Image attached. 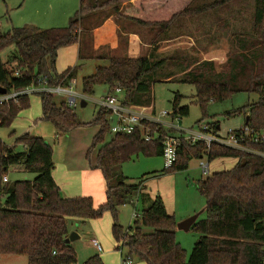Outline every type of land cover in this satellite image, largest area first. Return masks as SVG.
Here are the masks:
<instances>
[{
	"label": "trees",
	"instance_id": "1",
	"mask_svg": "<svg viewBox=\"0 0 264 264\" xmlns=\"http://www.w3.org/2000/svg\"><path fill=\"white\" fill-rule=\"evenodd\" d=\"M120 1L123 0H80L78 10L64 28L23 27L0 32V52L15 46V53L7 61L0 58V89L10 92L30 85L68 84L81 64L56 72L58 50L78 43L79 59H85L79 30L87 32L84 24L88 17L110 7L118 18L153 29L152 49L148 55L137 58L107 57L108 66L97 67L93 74L82 78L83 94L89 96L96 85L104 84L109 91L121 88L126 105L152 106L154 72L172 62L178 67L179 81L194 86L193 98L203 113L210 101H224L238 92L255 93L256 101L227 114L248 115V123L243 126L264 132V0H253L249 28L230 32L232 51L222 70H216L209 60L173 55L154 58L153 45L178 36L172 34L178 28V21L227 7L231 10L230 3L236 0H213L202 5L195 4V0H138L133 11H121ZM36 94L40 97V119L51 122L56 134H66L81 125L99 127L86 152V160L89 168L102 173L105 201L94 207L88 196L61 195L52 177V147L41 136L24 133L17 137L15 142L23 145L22 151L0 139V255H22L27 258V264H77L73 248L65 242L69 235L67 219H95L110 211L114 240L121 241L127 254L144 264H264V157L217 143L209 147L202 141L179 144L175 163L169 169H162V173L185 170L194 157L206 156L208 162L218 157L236 159L231 168L213 172L197 182L199 192L206 199L205 217L190 227L198 238L186 256L175 239L177 221L166 211L161 196L151 198L145 193L142 181L129 184L124 175L116 172L134 155H162V136L146 141L139 128L131 133H111L107 109L99 107L90 122L81 123L65 101L56 102L55 96L48 92ZM181 98L175 93L171 117L188 114L189 108L181 105ZM27 107L29 95L20 96L16 102H0V127L10 126ZM211 125L217 132L218 124ZM160 132L168 131L161 128ZM243 144L264 153V142L255 144L245 140ZM14 165L36 175L32 180L3 181ZM132 197L137 200L138 217L124 231L117 222V211ZM84 264L104 263L94 255Z\"/></svg>",
	"mask_w": 264,
	"mask_h": 264
},
{
	"label": "rangeland",
	"instance_id": "2",
	"mask_svg": "<svg viewBox=\"0 0 264 264\" xmlns=\"http://www.w3.org/2000/svg\"><path fill=\"white\" fill-rule=\"evenodd\" d=\"M126 1L130 0L120 1V10L126 8V6H122ZM212 1L195 0L194 2L197 5H202ZM79 4L80 0H0V32H7L12 28H23L26 24L38 29L64 28L78 10ZM230 4H232L231 10L227 7V9L217 10L215 13L209 12L185 21H178L177 30L172 32L173 35L178 34V36L153 45L152 54L154 58L173 55L182 58H195L198 61L209 60L214 63L216 70H222L232 51L229 40L230 32L235 29L244 30L249 28L253 10V0H236ZM108 19L112 20H109L101 30L103 32L102 38L109 39V41L102 47L94 49L93 25H95V28ZM84 25L88 28L87 32L82 31V29L79 32L82 34V58H84L83 53L87 57L77 60V46L69 48L75 49L74 63L70 67L75 66L77 63L81 64L75 78L71 79L73 82L70 80L73 88L78 92H81L83 77L93 74L97 67L109 65L107 57L128 56L137 58L148 55L152 49L151 40L152 31L154 30L133 25L118 18L113 14L110 7L96 11L91 17H88ZM133 37L139 38L140 41ZM140 42L145 47L141 45L139 47ZM83 43L86 44V49ZM82 48L87 51H82ZM14 53L15 46L10 45L0 52V58L2 61H7ZM68 60H70V57L65 55L61 63L65 64ZM60 66V64L56 65L55 62V70H62ZM178 72V67L172 62H168L165 67L154 72L153 81L151 82L153 107L151 105L147 107L149 110L156 113L161 111L170 113L173 98L175 93H178L182 96L181 105H187L189 108L187 115L178 118V127L183 130L198 131L199 126L203 124L210 125L209 127L212 129L211 123H217L218 134L225 136L229 130H237L243 125L245 118L243 114L229 115L227 113L256 101L257 95L255 93L238 92L224 101H210L203 113L193 98L195 94L194 86L180 82V73ZM169 76L171 78L166 79ZM107 92H109L107 85H96L93 94L87 95V98L82 100L86 101L85 106H81L80 100H78L77 105L72 109L79 122L87 123L94 118L100 107L97 101L103 98ZM54 96L56 102L63 100L61 95ZM40 114V97L36 93H31L29 94V107L21 110L10 126L0 127V139L8 145H15L17 151H22L23 145L15 142L17 137L24 133L31 136H41L52 147L60 178L62 175L60 170L64 162L68 164L69 159L72 158V163H77L80 156H82V161L86 159V152L99 127L97 125H81L66 134H56L52 123L41 120ZM170 118L169 115L164 121L170 122ZM164 130L170 132V134H177L176 131L165 127ZM110 136L111 133L107 134L106 140H109ZM84 143L87 146L85 150L82 147ZM202 159L206 161L207 157L203 156ZM235 161L236 159L233 157L215 158L209 162L208 173L204 174L199 167V158L194 157L189 161L187 169L164 174L161 172L163 169L161 155H144L140 153L122 163L116 172L124 175L129 184H138L142 181V185L147 186L146 190L151 197L160 195L167 211L173 213L178 222V220L190 216V214H186L191 210H195L193 214L195 212L198 214L206 205V199L199 192L197 182L201 178H207L213 172L231 168ZM87 167L89 168L88 162ZM92 170L97 171L102 176L99 169ZM35 175L33 172L24 170L21 165L11 166L7 173L10 181L32 180ZM60 182H62V179H60ZM63 182L66 183V180L64 179ZM70 187L78 188L77 182L72 186H67V188ZM98 197L96 195L93 198L96 205H100L105 201L103 199L99 204ZM133 201L134 199H130L127 203L118 207L117 222L124 231L127 230L133 220L132 215L135 210ZM204 217L205 212L203 210L198 219ZM112 222L113 217L110 211H105L101 217L95 219H67L69 233L75 232L78 235L77 238L69 242L75 252L77 264H84L88 258L94 255H98L104 264H121L128 250L121 241L116 242L114 240L111 233ZM197 238V232L192 229L175 230V239L185 250L186 256L190 254ZM92 239H96L100 244L101 251L96 250L91 242ZM143 263L133 257L130 264ZM0 264H27V258L22 255L2 254Z\"/></svg>",
	"mask_w": 264,
	"mask_h": 264
},
{
	"label": "built area",
	"instance_id": "3",
	"mask_svg": "<svg viewBox=\"0 0 264 264\" xmlns=\"http://www.w3.org/2000/svg\"><path fill=\"white\" fill-rule=\"evenodd\" d=\"M18 74L17 72L15 73ZM73 82V80H71ZM62 85H30L21 90L6 92L0 94V102L13 100L18 101L22 95H29L31 93L48 92L53 95H61L63 101L70 107H75L78 100L80 102L87 98L82 92H78L73 88L72 82ZM100 107L105 108L109 111V122L111 133H131L136 128L141 129L142 136L146 141H151L162 136V158H163V169H169L173 166L177 158V147L182 141L194 143L196 141H202L209 147L212 143H217L226 147H231L246 151L261 157H264V153L248 148L243 144L245 140H249L251 143H263L264 132H254L247 126H241L237 130H229L225 136L218 134V131L210 128L208 124L199 126L198 131L190 129H181L178 127V117H171L170 122L164 121L166 117L171 116V112L161 111L156 113L155 111L149 110L145 106H132L123 103V91L121 88H115L109 91L103 98L97 101ZM164 127L176 131L177 134H170L167 132L162 134L160 129L164 130ZM199 167L202 173H208L209 163L208 160L204 161L202 158L199 160ZM3 181H7V177L3 178ZM133 219L138 217L137 210L133 212ZM93 245L101 250L100 244L96 239L91 241ZM132 257L126 255L125 259L121 264H130Z\"/></svg>",
	"mask_w": 264,
	"mask_h": 264
},
{
	"label": "crops",
	"instance_id": "4",
	"mask_svg": "<svg viewBox=\"0 0 264 264\" xmlns=\"http://www.w3.org/2000/svg\"><path fill=\"white\" fill-rule=\"evenodd\" d=\"M137 1L138 0L126 1V3L122 4V6H126V8L122 9L121 11H124V10L133 11L134 10V5H136ZM127 3H128V5H126ZM109 20H112V19L105 20L103 24L93 28V30H94L93 34L95 35V39H94L95 42H94V45H93L94 49H98V48L102 47L104 44L108 43L109 39H103L102 38V33L103 32H102L101 29H102V27H104L107 24V22H109ZM24 28L31 29V28H36V27H34V26L30 25V24H26ZM130 35H134V34H130ZM133 38L135 39L136 37H133ZM136 39L138 41H140L139 38H136ZM124 43H125V41H124ZM140 45L145 47V45L142 44L141 42L139 44V47H140ZM75 46H77V56H76L77 60H80L79 56H78V47H79L78 43H75L73 46L60 48L58 50V55H57V58H56V65L60 64L61 65L60 69H62V70H56L58 73L62 72L67 67H70V66L73 65V63H74L73 55L75 54V49H69V48H71V47L75 48ZM160 49H161V46H160ZM65 55L70 57V60H68L65 64H62L61 60L63 59V57ZM244 124H245V118L243 120V125ZM82 147L84 148V150L87 148L85 143H84V145H82ZM52 159H53V162H54V168L52 170V177H53L54 181L56 182L57 186L59 187V190L61 191L60 193H61V195L63 197L88 196V197H90L92 199L94 207L98 206V205H96L94 203V199H93L96 195L99 196L98 197L99 200H97L99 202V204H100V202L103 199L105 200V198H104L105 197V182H104V179L102 178L100 173H98L97 171H94L92 169H89L87 167L86 159L82 161L81 160L82 156H80L78 158V160H77V163H72V160H73L72 158L69 159V163L68 164L64 162V165L62 166V169L60 170L62 172V175L60 176V178H59V174L57 172V165L58 164L54 160V154L52 155ZM199 160H200V158H199ZM235 163H236V161H235ZM13 168L16 169L15 167H13ZM6 177H7V180L10 181L8 179V176H6ZM60 179H62V182H60ZM64 179L66 180V183L63 182ZM76 182H77L78 188H72V187L67 188V186H72ZM146 188H147V186H146ZM144 191H145V193H147L151 197L150 193L146 189ZM151 198H153V197H151ZM133 199H134L133 202H134V208H135L137 200L135 198H133ZM164 205H165V203H164ZM203 207L205 208V206H203ZM165 208H166V206H165ZM204 208H202V210L200 212H198L197 219L202 214V211L204 210ZM166 211H167V209H166ZM194 211L195 210H191L186 215L190 214V216H191V215L196 214V212L193 214ZM168 214H172L173 215V213H171V212H168ZM190 216H187V217L183 218L182 220H184V219H186V218H188ZM182 220L180 219V220H178V222H180ZM131 224H132V222H131ZM175 230H178V228L176 227ZM96 250L97 251H101V250H98L97 248H96Z\"/></svg>",
	"mask_w": 264,
	"mask_h": 264
},
{
	"label": "water",
	"instance_id": "5",
	"mask_svg": "<svg viewBox=\"0 0 264 264\" xmlns=\"http://www.w3.org/2000/svg\"><path fill=\"white\" fill-rule=\"evenodd\" d=\"M29 33H30V31H29ZM5 93H6L5 89H0V94H5ZM85 104H86V101H81L80 102L81 106H85ZM248 119H249V116L247 115L245 117V123H248ZM197 217H198L197 213L194 214V215H191L190 217L178 222L176 227L178 229H182V230H189L191 225L196 221ZM77 237H78V235L75 232H71V233H69L68 237L65 239V242L69 243L71 240H73V239H75Z\"/></svg>",
	"mask_w": 264,
	"mask_h": 264
}]
</instances>
